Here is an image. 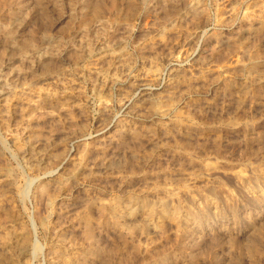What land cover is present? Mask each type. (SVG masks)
Segmentation results:
<instances>
[{
    "label": "rangeland",
    "instance_id": "1",
    "mask_svg": "<svg viewBox=\"0 0 264 264\" xmlns=\"http://www.w3.org/2000/svg\"><path fill=\"white\" fill-rule=\"evenodd\" d=\"M0 264H264V0H0Z\"/></svg>",
    "mask_w": 264,
    "mask_h": 264
}]
</instances>
